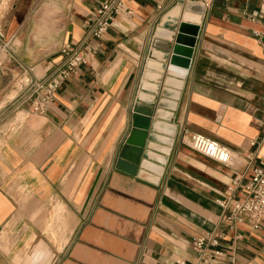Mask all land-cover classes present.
Here are the masks:
<instances>
[{
    "label": "crops",
    "instance_id": "crops-1",
    "mask_svg": "<svg viewBox=\"0 0 264 264\" xmlns=\"http://www.w3.org/2000/svg\"><path fill=\"white\" fill-rule=\"evenodd\" d=\"M70 1L54 49L30 64V77L48 74L65 43L96 50L45 113L0 136V264H192L191 239L205 232L219 235L217 264H264V219L233 229L217 203L235 175L237 195L250 178L245 156L252 165L264 156L263 47L254 35L264 17L245 16L259 0H212L199 20L189 0H123L131 12L115 15L100 38L87 36L85 20L103 0ZM12 2L7 42L31 6ZM184 21L197 25L185 76L168 75ZM138 103L155 111L127 173L117 163ZM191 132L226 146L231 166L192 150Z\"/></svg>",
    "mask_w": 264,
    "mask_h": 264
},
{
    "label": "built area",
    "instance_id": "built-area-1",
    "mask_svg": "<svg viewBox=\"0 0 264 264\" xmlns=\"http://www.w3.org/2000/svg\"><path fill=\"white\" fill-rule=\"evenodd\" d=\"M206 12L212 4V0H195ZM257 11L246 13L250 20L264 17V0H259ZM131 11L125 7L123 0H103L86 17L85 28L88 37L100 38L110 27L115 15ZM254 35L261 38L263 47L264 64V31H254ZM95 46H90L86 41L80 43H65L60 48V61L53 66L51 71L43 77H30L20 91L23 93L22 105L28 114H43L46 111L47 102L50 101L61 83L73 73L80 65L88 62L89 56L94 54ZM1 69V67H0ZM185 134V131L183 132ZM186 144L197 153L216 161L222 165L231 166L234 158L232 152L217 140L199 132L187 134ZM247 165H250L251 176L240 188L242 176L235 175L227 185L224 196L217 201L222 208V219L233 229L238 223L247 222L252 229L261 226L264 219V156L259 158L258 164L252 165L253 156L246 155ZM240 238V235H235ZM219 246V235L205 232L195 235L191 239V248L195 253L192 264H217L223 255Z\"/></svg>",
    "mask_w": 264,
    "mask_h": 264
},
{
    "label": "rangeland",
    "instance_id": "rangeland-1",
    "mask_svg": "<svg viewBox=\"0 0 264 264\" xmlns=\"http://www.w3.org/2000/svg\"><path fill=\"white\" fill-rule=\"evenodd\" d=\"M12 1L0 0V32L3 34L0 36V136L24 116L20 90L30 80V64L54 49L62 29V16L71 3L70 0H31L27 17L7 42L3 39L7 35L2 24L7 23ZM12 53H19L22 61Z\"/></svg>",
    "mask_w": 264,
    "mask_h": 264
},
{
    "label": "water",
    "instance_id": "water-1",
    "mask_svg": "<svg viewBox=\"0 0 264 264\" xmlns=\"http://www.w3.org/2000/svg\"><path fill=\"white\" fill-rule=\"evenodd\" d=\"M190 1L195 0H189V2ZM187 8L191 9L190 5ZM199 12L203 13L202 6ZM181 33L192 34V37H189L188 35H185L184 37V35H181ZM196 33L197 25L185 21L180 23L178 27V33L175 36L176 44L170 46L171 52L173 54L169 59L170 66L167 68L168 75L178 74L181 77L185 76L184 69L188 65V57L191 55L192 46L195 41L193 35ZM176 54H183L186 56V58H179ZM176 64H181L182 69H176ZM178 85L180 86L181 83H178ZM154 111L155 109L153 106H145L139 103L134 106L131 112V130L125 138L124 145L119 153L120 161L117 163L118 169H121L127 173H133L134 168L130 167L129 163H133L134 165L138 163L140 151L145 145V136L147 134V130L150 129L151 117L153 116Z\"/></svg>",
    "mask_w": 264,
    "mask_h": 264
},
{
    "label": "bare ground",
    "instance_id": "bare-ground-1",
    "mask_svg": "<svg viewBox=\"0 0 264 264\" xmlns=\"http://www.w3.org/2000/svg\"><path fill=\"white\" fill-rule=\"evenodd\" d=\"M191 10H195V14L192 15L196 20L200 19V10H201V5L198 2L195 1H190L189 2ZM189 16V15H188Z\"/></svg>",
    "mask_w": 264,
    "mask_h": 264
}]
</instances>
